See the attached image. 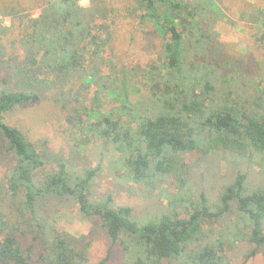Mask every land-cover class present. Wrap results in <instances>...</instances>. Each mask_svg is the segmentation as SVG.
<instances>
[{"label": "trees", "instance_id": "trees-1", "mask_svg": "<svg viewBox=\"0 0 264 264\" xmlns=\"http://www.w3.org/2000/svg\"><path fill=\"white\" fill-rule=\"evenodd\" d=\"M88 1L43 0L34 15L0 0V14L11 19L0 24V58L10 66L0 78V140L9 161L0 185V264H89L91 240L77 242L56 226L73 209L81 219L98 218L110 241L99 264L113 247L128 264H244L263 253L264 58L247 77L225 71L212 58L213 40L195 1ZM121 16L149 23L159 37L155 59L140 72L148 76V93L134 101L128 89H140L128 73L136 72L115 69L100 54L102 46L112 48V25ZM238 17L255 25L264 43V7L239 8ZM107 64L114 69L104 73ZM41 76L65 112L69 133L83 139L81 145L92 138L105 143L149 201L175 176L177 192L162 210L138 217L111 194L96 195L101 159L78 168L63 161L45 167L36 145L5 120L15 108L41 101L33 86ZM16 78L26 87L8 84ZM91 87L88 104L84 95ZM105 95L117 103L108 106ZM196 150L200 155L187 161ZM218 159L230 172L219 177L216 193H192L201 182L215 178L216 185ZM255 163L259 170L249 174L244 165ZM231 213L235 219L228 222ZM27 235L40 243L35 257L33 242H23ZM235 252L242 256L238 263L230 258Z\"/></svg>", "mask_w": 264, "mask_h": 264}, {"label": "rangeland", "instance_id": "rangeland-1", "mask_svg": "<svg viewBox=\"0 0 264 264\" xmlns=\"http://www.w3.org/2000/svg\"><path fill=\"white\" fill-rule=\"evenodd\" d=\"M8 7L23 10L28 13L37 15L38 6L43 0H4ZM79 1V0H78ZM201 4L203 7L202 22L207 27L212 37V58L218 61L225 71L238 74L243 77L251 75L250 71L256 61L264 58V43L260 38V30L245 20L238 17V9L246 8L248 5L264 7V0H191ZM88 2H80L79 5L87 6ZM120 5V1L117 0ZM247 4V6H245ZM240 6V7H239ZM251 7H248V9ZM123 12L126 13L125 10ZM13 19L16 25L17 19ZM0 24L8 26L11 24L9 16L0 14ZM113 44L101 47L100 54L104 58H110L115 65V69H131L136 75L128 73L130 78L136 82L140 89L139 92L129 88V96L134 101L140 94L148 93V76L141 77L140 72L146 67L150 61L155 59V50L159 43L158 34L152 32V26L149 23L140 24L137 19L130 17H118L112 25ZM213 59V60H214ZM112 65H102V72L108 73L114 69ZM9 65L0 58V78L6 77L9 72ZM42 77V76H41ZM39 79V80H38ZM35 80L34 88L40 91L42 95L41 101L35 104H26L15 108L8 113L5 120L19 127L25 135L36 145L37 150L45 159V167L52 168L56 162L63 161L70 168H78L83 165H94L98 159H101L103 168L99 176L93 183V190L96 195L111 194L116 204L131 205L134 213L138 217H145L149 212H157L162 210L166 204L167 198L177 192L176 178L174 175L168 177L163 182V188L155 189L154 194H159L156 201H149L144 194L135 187L136 184L127 178L124 170L119 168L116 162L117 155L99 140L91 139L84 141L74 138L66 127L64 120L65 112L59 108V105L52 102V92L47 88L48 83L43 77ZM11 79L9 85L13 87H26L27 83L23 81H14ZM94 87H91L90 93H85L86 102L91 104ZM103 95V94H102ZM103 102L108 106L117 100L105 95ZM97 105V104H95ZM105 106V105H104ZM98 108L101 112L104 110L102 106ZM83 138V136H81ZM86 142V143H85ZM200 151L196 150L186 154V160L192 162ZM201 165L204 166L203 163ZM9 166L8 155L2 151V143L0 140V185L5 181V171ZM217 170L218 179L229 174L228 164L225 159H218V164L214 167ZM244 169L249 174L259 170L258 164L244 165ZM217 179L216 185L212 186L213 181L201 182L195 185L192 193H196L202 188L208 194L214 195L223 179ZM158 202V203H157ZM235 219V214L231 213L228 222ZM57 228L70 235L77 242L82 239H90L91 244L88 252L89 264H99L101 258L107 253L110 241L99 226L98 218L90 220L81 219L77 216L76 210H65L64 215H60L56 222ZM215 230H220L222 224H213ZM208 230V226L205 227ZM25 237V236H24ZM24 244L33 242L35 247L34 257L39 248V241H32L31 235L23 240ZM228 250L226 253L229 255ZM233 263L241 261L242 256L237 254L230 255ZM106 264H128L123 260V255L118 247H113L110 251ZM163 264V263H161ZM244 264H264V252L258 253L249 258Z\"/></svg>", "mask_w": 264, "mask_h": 264}, {"label": "built area", "instance_id": "built-area-1", "mask_svg": "<svg viewBox=\"0 0 264 264\" xmlns=\"http://www.w3.org/2000/svg\"><path fill=\"white\" fill-rule=\"evenodd\" d=\"M82 2H88V0H79V3Z\"/></svg>", "mask_w": 264, "mask_h": 264}]
</instances>
